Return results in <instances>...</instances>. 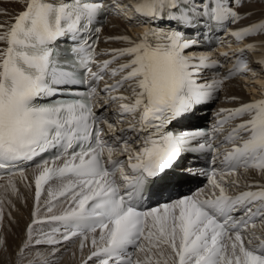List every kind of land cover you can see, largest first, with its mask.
Returning <instances> with one entry per match:
<instances>
[{"label": "snow or ice", "instance_id": "6c2138e0", "mask_svg": "<svg viewBox=\"0 0 264 264\" xmlns=\"http://www.w3.org/2000/svg\"><path fill=\"white\" fill-rule=\"evenodd\" d=\"M23 2L13 22H0V179L7 175L16 192L15 178L27 182L25 168L34 164V217L49 186L45 207L50 215L33 219L29 241L34 225L57 222L64 231L54 228L35 244L79 238L83 250L91 238L93 250L83 264L93 258L99 264H264V185L236 195L225 187L239 186L231 177L241 168L264 174V98L221 109L249 119L226 137L233 146L225 150L223 169L211 172L215 191L138 210L146 196L182 186L193 175L182 163L186 154L215 150L210 142H200L209 133L178 132L172 125L215 99L223 81L247 71V64L238 59L223 78L198 83L201 69L222 65L207 56L185 55L195 45L185 33L224 28L251 16L238 10L245 0H133L136 14L152 26L139 40L108 37L128 46L102 53L111 55L103 61H97L95 50L97 25L107 16L101 0ZM111 7L121 12L118 3ZM257 33H264V19L229 34L240 41ZM61 40L68 46L61 48ZM255 50L248 44L238 54ZM105 75L112 83L104 82ZM79 85L89 91H71ZM100 93L105 98L94 102ZM62 94L82 99H54ZM55 201L67 205L60 215L52 214ZM28 247L25 243L18 256Z\"/></svg>", "mask_w": 264, "mask_h": 264}, {"label": "bare ground", "instance_id": "6f19581e", "mask_svg": "<svg viewBox=\"0 0 264 264\" xmlns=\"http://www.w3.org/2000/svg\"><path fill=\"white\" fill-rule=\"evenodd\" d=\"M16 0L0 1V10H6L7 14H0V22H10L13 15L19 11L23 4ZM241 12L251 13L247 19H254L258 15L264 13V0H257L252 4L245 5ZM130 29V27H129ZM136 29L129 31L127 25L117 17H109L105 22L98 51L118 49L120 46H126L123 41L108 40L110 36H122L127 35L133 39V35ZM244 79L238 77H231L222 85V98L225 101V105H233L239 102H243L247 99V93L243 90L244 86L248 90L251 86L249 83L247 86ZM236 97L235 100L231 99ZM111 110L109 109V112ZM201 113V112H197ZM186 168L191 165L190 158H184L182 161ZM28 177L27 182L22 181L19 176L15 178L16 192H13L8 185V178H4L0 181V211H2V219H0V264H40L41 260L47 259L48 264H80L86 255L92 250L91 238L85 241V247L83 250L80 248V239L75 238L71 241L61 243L59 245H50L47 243L35 244L36 239L45 240L46 230L52 228L50 223H39L33 226L32 240L29 241L27 230L31 220L37 217L50 215L46 211V203L49 200L48 185L45 186L40 200V212L34 217L35 211V192H34V172L26 171ZM252 177L255 180H261L264 182V174L257 173L252 170L241 171L238 174L239 178ZM57 181L51 182L52 187L57 186ZM186 185V182L183 184ZM55 207L52 214H62L66 208V204L60 201H55ZM90 235V234H89ZM55 239L59 240L61 235L55 234ZM97 238H99V229L97 230ZM29 244V247L24 250V255L21 258L18 256L21 248ZM58 249V250H57ZM55 252V255H50ZM39 254V255H38Z\"/></svg>", "mask_w": 264, "mask_h": 264}, {"label": "rangeland", "instance_id": "374dc122", "mask_svg": "<svg viewBox=\"0 0 264 264\" xmlns=\"http://www.w3.org/2000/svg\"><path fill=\"white\" fill-rule=\"evenodd\" d=\"M2 2H3V0H1ZM250 83V82H249ZM248 82H246V84H247V86H249L250 84H249ZM249 84V85H248Z\"/></svg>", "mask_w": 264, "mask_h": 264}]
</instances>
